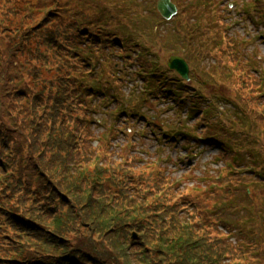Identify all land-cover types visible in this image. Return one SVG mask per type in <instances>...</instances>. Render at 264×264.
<instances>
[{
    "label": "rangeland",
    "instance_id": "rangeland-1",
    "mask_svg": "<svg viewBox=\"0 0 264 264\" xmlns=\"http://www.w3.org/2000/svg\"><path fill=\"white\" fill-rule=\"evenodd\" d=\"M94 1L99 3V10H104L108 16L96 22L93 21V17L98 10L88 11L81 16L83 35H89V41L83 42L82 47L87 50L78 52L79 58L75 60L77 67L73 71L79 77L76 84H80L81 91L85 92L84 87L87 83L92 87H99L91 101L85 100V105L88 104L89 107L91 125L87 123L88 126L87 129L84 128V132L87 135L93 133L96 141L91 142L88 138L78 139L75 149L79 150V153L84 152L68 163L73 167L72 170L65 168L62 171H72V176H77L78 173L85 172L88 166L93 167L101 158L100 166L120 165L117 170L119 181L134 185L133 190L136 191L144 192L148 189L144 179L157 181L158 187L163 189L169 181L171 187L179 182L174 192L158 194L170 195L172 203L175 202L172 205L179 203L182 207L189 204V210L183 212L195 225L201 223L193 219L192 212L196 211L199 216H205L209 214L208 211L217 210L219 217L216 219L223 220V224L228 225L230 230L217 224L209 232L214 235L222 232L219 235H226L230 239L228 242L233 246L240 244L236 243L240 242L239 239L243 237V234H245L244 240L252 243L250 240L252 236V240L260 245L258 252L264 259V147L256 144L251 137L254 134L252 130L255 121L248 102L235 96L233 88H225L231 76L244 74L242 72L244 60H246L245 67L249 68L248 74H253L254 67L264 72V58L262 60L264 57V2H260L261 0L257 1L259 3H254L253 0H176L181 7V16L186 15L191 18V21L200 18L197 26L194 27L196 29L194 32L197 34L191 36L192 52L189 55L195 66L194 76L198 81L182 84L179 77H174L167 70L166 62L168 56L173 53V48H179L176 51H186V54H188V48L183 42L177 41L171 31L173 27L171 22H162L156 16V12L150 14L156 0ZM119 3L128 4L130 9L122 14L115 8V5ZM105 4L107 7L104 6ZM53 5L49 0H42L37 5H33V10L27 13L21 12L19 19L23 20H18L17 23L29 24L31 17L40 19L49 8H53ZM73 5L77 7V3ZM80 13L79 9L75 15ZM73 14L70 13L67 18H73ZM2 19L3 16L0 13V20ZM144 24L159 28L154 29L152 33L150 30L146 31ZM186 25L189 29L191 28L190 23ZM182 28L185 29V26ZM208 31H210L209 35ZM198 33L204 38L198 40ZM100 45H103L104 50L99 48ZM140 45L152 49L153 52L139 48ZM31 47L35 52L25 48L19 56L15 55L11 58L13 65L7 66L17 46L11 41L6 28L0 21V54L3 55L0 61L1 125L3 133L16 147L17 157L28 159L26 165L23 163L25 180L37 186L40 182L37 178H33V174L37 172L36 160L32 158L33 152L29 151L35 149L33 145L37 141L35 137L31 140L23 113L24 104L19 99L26 95L27 90L30 94L33 90H42L32 82L31 77V74L34 76L39 70V66H43L38 72L39 76L47 79L62 76L69 73L71 69L67 67L68 65H60L56 57H49L50 69H46L37 59L36 65L31 64L32 59L28 61L27 58L33 55L47 63L43 57L46 47L36 40ZM198 48L205 52L203 60H199L202 55L196 54L199 52ZM140 50L152 61L149 67H153V70L148 73H137V65H142L145 59ZM229 50L236 57L234 63L230 62ZM103 51L116 56L114 59V62H117L116 68L121 67L118 63H121L122 58H128L130 63L137 65L126 62L118 75L109 68L107 62L98 59ZM155 57L161 60L157 62ZM256 58L261 60V64L257 63ZM57 65L59 68H56ZM156 66L159 68L156 69ZM106 68L108 71L110 69L109 77L106 76ZM259 72L262 74L261 71ZM211 74L214 76L213 82L216 85L205 82ZM27 75H30L31 81L23 86L22 82L28 78ZM114 75L121 76L122 79L118 80ZM167 77L169 80L164 82ZM146 84H150L149 88L155 90L150 92ZM103 85L109 87V90L106 87L108 95L99 92ZM167 85H170L173 91L163 92L160 86L164 88ZM221 89L234 97V104L243 105L247 114L233 105L223 104L218 97L221 95ZM92 91L90 89L85 93L91 94ZM106 95L108 99L105 100ZM183 98L185 99L181 100ZM260 101L264 104V99ZM194 104L199 106L197 112L193 111L196 109ZM126 106L128 112L121 113L119 109L126 110ZM252 107L255 108L253 105ZM153 115L157 116L158 121L151 132L145 136L143 133L146 130L137 128L140 127L145 116ZM196 126L198 130H194ZM133 130L134 133H132ZM180 130L187 132L178 134ZM171 133H176L175 138H170ZM195 133H198L196 139ZM206 133H213L219 137L216 139L220 149L213 141L201 140L202 137L199 135H207ZM157 134L161 136L157 137ZM186 134L190 136L187 137ZM109 140L113 142L114 149L107 146L96 149L102 141ZM131 142L134 144L130 145ZM64 143H66L65 140ZM47 144L51 152L53 142ZM111 151H114V154H110ZM126 157L128 162H124ZM44 160L42 159V162ZM39 161L40 159L37 163H40ZM240 161L243 162L242 167L255 168L257 173L247 170L239 172L242 182L226 184L224 181L226 171H220L218 167L238 165ZM47 162L54 167L59 163V161L54 163L51 158L47 159ZM220 175H223L221 180L218 178ZM72 180H75V177ZM247 183L252 184L253 190L250 194L245 191ZM52 188L59 190L55 186ZM115 199L118 200L116 196ZM191 201H196L198 211L191 206ZM39 202L41 197L37 198L30 207ZM53 203L54 199L48 198L50 208L47 210L51 209L49 212L59 214L58 209L53 208ZM39 207L44 208L45 205ZM230 231L234 233V237H229Z\"/></svg>",
    "mask_w": 264,
    "mask_h": 264
},
{
    "label": "trees",
    "instance_id": "trees-1",
    "mask_svg": "<svg viewBox=\"0 0 264 264\" xmlns=\"http://www.w3.org/2000/svg\"><path fill=\"white\" fill-rule=\"evenodd\" d=\"M40 2L42 0H0L2 26L6 28L11 41L20 49L31 47L36 40L47 49L56 50L57 43L63 39L71 40V35L74 39L78 38L80 33L71 24L72 20H68L71 25L68 26L70 29L67 34L63 35L64 32H61V27L66 22L62 17L67 12L66 8L67 13H76L80 9V14H73L79 19L88 11L98 10L93 17L94 22L108 16L107 12L99 10V3L94 0H49L56 6L49 8L40 19L31 17L29 24L17 23L18 20H23L19 19L21 12L33 10V5ZM73 3H77V7ZM104 6L107 7L106 4ZM115 8L121 6L116 4ZM199 38L204 37L199 34ZM77 41L79 42V38ZM73 45L74 42L71 48ZM58 52L59 64L68 65L71 73L42 79L37 83V87L42 88V94L34 98L33 102L38 105L26 111L36 116L32 127L35 128L36 125L37 142L33 146L39 154L41 172H35L33 178H37L40 185L34 186L25 180L21 160L16 161L19 171L0 181V204L4 206L1 215L4 214L6 218V229L15 225L9 235L10 245L19 259L15 264H264L263 255L260 256L258 252L260 245L252 240V236V243L244 240L243 234L240 242L236 243L240 244L233 246L226 235H219L222 232L216 235L207 232L215 222L216 225L230 230L228 225L216 219L219 217L218 212L213 216L205 215L199 221L201 224L195 225L183 212L187 204L182 207L179 203L171 206L173 203L170 202L169 195H159L158 189L149 191L146 196L142 191L133 190L134 185L121 183L117 174L120 165L106 164L103 167L99 165L102 161L99 158L94 168L88 166L85 172L82 171L77 176H72V171H62L65 168L73 169L68 163L84 152L79 153L75 149L77 139L87 136L78 124L67 126L65 122L57 123L60 113L77 102V89L80 86L76 84L79 77L73 71V64L66 63L65 60L66 55L69 58L73 54L68 49H60ZM60 54L64 56L60 58L62 61L59 59ZM235 59L236 57L231 58L230 62L234 63ZM245 61L242 71L244 74L231 76L225 88H233L235 96L248 102L255 121L252 130L254 134L251 137L256 144L264 147V104L260 101L264 96L259 97L264 73L261 74L258 68L253 74H248L249 68L245 67ZM39 70L35 72L36 76L32 75V81L38 78ZM44 92H48L49 97L54 94L53 98H45ZM220 93L219 100L234 106L239 105L246 111L243 105L234 104L231 94H226L223 89ZM45 104L56 115H49L51 112L48 110L42 112ZM49 122H52V128H49ZM42 124L44 128H41ZM48 140L53 142L51 152L48 150ZM49 158L54 163H59L54 167L47 162ZM42 159L45 160L42 162ZM3 162L4 159L0 156V170L8 167ZM74 177L75 180H72ZM224 181L230 185L242 182L243 179L228 167ZM53 186L59 190L53 189ZM23 189L27 193L14 201V195ZM46 192L54 199L63 197L62 201L66 205L64 214L45 212L38 205H26V196L35 194L38 197ZM111 195H114L113 198ZM19 203L21 206H18ZM194 204H197L196 201ZM231 232L228 233L230 236ZM0 264H14V261L4 255L0 258Z\"/></svg>",
    "mask_w": 264,
    "mask_h": 264
},
{
    "label": "water",
    "instance_id": "water-1",
    "mask_svg": "<svg viewBox=\"0 0 264 264\" xmlns=\"http://www.w3.org/2000/svg\"><path fill=\"white\" fill-rule=\"evenodd\" d=\"M171 66L178 68L180 70V72H182L184 74H186V72H188V65L181 58H176V59L172 60Z\"/></svg>",
    "mask_w": 264,
    "mask_h": 264
}]
</instances>
